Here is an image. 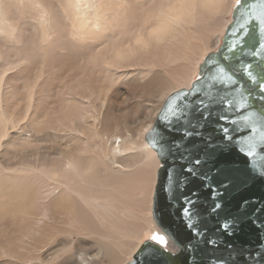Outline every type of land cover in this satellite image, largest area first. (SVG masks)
Here are the masks:
<instances>
[{
    "label": "bare ground",
    "instance_id": "1",
    "mask_svg": "<svg viewBox=\"0 0 264 264\" xmlns=\"http://www.w3.org/2000/svg\"><path fill=\"white\" fill-rule=\"evenodd\" d=\"M232 3L228 0L223 6L230 16ZM64 5L78 20L80 14L94 13L98 25L108 28L101 24L107 8L104 0H0V21L12 29L6 36L12 43L9 56L5 58L4 53L5 60L0 57L5 61L0 65V145L7 135L13 137L20 152L41 140L42 134L49 143L40 149L41 156L35 155V163L27 161L9 169V162L6 168L0 166V264H102L97 261L98 254L109 257L108 264H126L133 261L134 252L144 241L163 235L150 215L155 171L160 163L144 136L166 98L191 87L199 64L209 53L206 51L220 45L230 22L208 21L209 28L195 33L182 27V6L176 8L182 18H176L172 10H161L162 3L150 4L149 9L157 15L156 29H104L102 42H87L80 29H56L60 22L56 11L63 10ZM31 6L41 18L36 25L47 27L46 39L57 38L58 33L76 38L81 42L77 47L80 51L70 53L72 42L66 43L68 46H43L47 43L44 36L39 40L41 46L34 44L32 49L36 39L30 38V42L24 36L27 32L23 37L17 35L20 29L15 30L24 21H18V11ZM141 8L138 5L137 10ZM63 17L68 18L62 12ZM76 25L70 20V26ZM27 61L31 65L26 74L22 68ZM52 67L59 71L57 81L46 82ZM15 82L18 85L12 84ZM49 90L54 92L49 94ZM23 91L28 94L25 98L19 97ZM138 95L147 96L142 112L135 100ZM14 97L19 100L14 103L17 107L12 104ZM125 110L142 115L141 125L134 124L133 138L126 135L128 121L118 116ZM112 122L119 127L114 135L108 134ZM28 133L32 135L28 137ZM96 139L99 141L93 144ZM39 203L40 208L36 207ZM59 236L63 238L57 248L52 243ZM84 247L97 248L98 252H74ZM164 247L171 249L168 243Z\"/></svg>",
    "mask_w": 264,
    "mask_h": 264
},
{
    "label": "water",
    "instance_id": "2",
    "mask_svg": "<svg viewBox=\"0 0 264 264\" xmlns=\"http://www.w3.org/2000/svg\"><path fill=\"white\" fill-rule=\"evenodd\" d=\"M250 2L258 5L260 0ZM234 9L235 5L219 47L198 66L197 77L202 79L196 78L189 89L178 90L176 103L180 107L190 110L203 102L211 109L206 124H193L192 130L198 135L187 141L197 145L194 156H199L200 164L190 163L187 156L180 159L174 149L169 151L172 141L185 142L180 129L187 121L182 117L177 131H164L168 121L158 117L165 102L144 137L160 163L152 195V219L171 249L148 239L126 264H264V211H254L264 209V172L254 167L264 157V141L259 139L264 133V101L257 90V83L264 78V31L258 18L253 20L248 13ZM220 68L226 73L223 81L216 71ZM190 89L191 95L185 99ZM229 101H236L240 107ZM246 116L255 122V130L244 126ZM154 128L163 132V147L153 146L150 134ZM249 140L256 142L253 157L240 151ZM228 224L234 227L226 233L221 225ZM209 240L213 243H207ZM224 245L231 247L225 249Z\"/></svg>",
    "mask_w": 264,
    "mask_h": 264
},
{
    "label": "rangeland",
    "instance_id": "3",
    "mask_svg": "<svg viewBox=\"0 0 264 264\" xmlns=\"http://www.w3.org/2000/svg\"><path fill=\"white\" fill-rule=\"evenodd\" d=\"M13 1V0H12ZM156 1L158 2V3H156ZM227 1L228 0H216V4L214 3V0H211V2L210 1H207V0H205V1H203V0H104V2L107 4V6H105V7H107L106 8V10L104 11V13H103V15H102V18H103V20H101V24H103V25H106V26H108V28H104V29H143V28H145V29H156V24H158L157 22H156V20H157V15H156V13H154V12H152V9H149V7L151 8V6L153 5V4H155V5H158L159 3L161 4H163V10H164V12L165 11H171V12H173V15L176 17V18H182V17H179L178 15H177V11H176V8H181V6H182V9H183V11H184V15L185 16H183V18L180 20V22H181V24H182V27H183V29H186V28H188L189 29V31H193V32H198V30L199 31H201L202 29H204V28H209L211 25L210 24H216V23H218V22H227V21H229L230 20V13H226L224 10V7H226V5H227ZM139 2V3H138ZM148 2V3H147ZM167 3V4H166ZM170 3V4H169ZM182 3V4H181ZM145 4H148V5H146L145 6ZM150 4H152L151 6H150ZM235 4V0H233V3H232V6ZM138 5H141L142 6V8H141V10H137V8H138ZM166 5V6H165ZM203 6V7H200V6ZM185 6H187V7H185ZM224 6V7H223ZM23 7V6H22ZM64 7V9L63 10H60V11H62L63 13H65L66 15H67V17L68 18H61V14H62V12H60V11H56V13H57V16H56V19L57 20H59L60 22L58 23V26H57V28L56 29H80L79 30V32H81V35H82V37L83 38H88L87 39V42H94V41H98V42H102L103 41V39H104V37H105V32H103L104 31V29L102 28V25H98V22H97V20H98V16L97 15H95L94 13H88V14H80L79 15V19L80 20H78L76 17H75V14L73 13V12H70V11H68V10H66L65 9V5L63 6ZM217 7V8H216ZM31 8H33V6H31L30 8H29V10L27 9V10H25L24 9V11L23 10H21V11H18V15L20 16V20H18L20 23H21V21H23V23H21V25H18V29H15V30H19L20 29V33H19V31H18V33L19 34H17V35H21V36H23L24 35V32L26 33L27 32V34H29V35H24V36H28L27 38L29 39V41L30 42H32L31 40L34 38V39H36V40H34V42H32L33 43V47H32V49L34 48V46L35 45H38V46H41V41H39V40H42V38H40V37H43L44 35H46V32H47V27H45V26H43V24L41 25V23H38L37 25H36V20L38 21V20H41V18L39 17V13H38V11L36 12L35 11V8H34V10H30ZM148 8V9H147ZM218 9V10H217ZM143 10V11H142ZM203 10V11H202ZM223 10V11H222ZM32 11V12H31ZM141 11V12H140ZM145 11V12H144ZM147 11H148V13H147ZM211 11V12H210ZM146 13V14H143V13ZM209 12V13H208ZM28 15H27V14ZM38 15H37V14ZM140 13H142V15L140 14ZM121 14V15H120ZM131 14V15H130ZM136 14V15H135ZM120 15V16H119ZM31 16V17H30ZM36 16V17H35ZM38 16V17H37ZM135 16H136V18H135ZM141 19H139L138 17ZM143 16V17H142ZM151 16V17H150ZM28 17V18H27ZM146 17V18H145ZM214 17V18H213ZM17 18H18V16H17ZM32 18H34L35 19V21H33V19ZM106 18V19H105ZM22 19V20H21ZM70 20L72 21V22H74V23H76L77 25H76V28H74L73 26H70ZM135 20V21H134ZM195 20V21H194ZM28 21V22H27ZM103 21V22H102ZM128 21V22H127ZM208 21H209V23H208ZM210 21H212V22H210ZM32 22L35 24H32ZM135 22H136V24H138V25H135ZM144 22V23H143ZM204 22H207V24L206 23H204ZM213 22H215V23H213ZM127 23V24H126ZM130 23V24H129ZM24 24V25H23ZM30 24V25H29ZM68 24V25H67ZM109 24V25H108ZM142 26H141V25ZM146 24H147V26H146ZM8 24H6V26L0 21V31H2L1 33H0V43L1 42H4V41H6V42H4V43H1L0 44V48L1 49H5L4 51H3V53H1L0 55V57H2V54H4L5 55V58L7 57V55L9 56V51H8V47H10V46H12V43L9 41H7V35H10L11 33H12V29H10L9 28V25L7 26ZM61 25V26H60ZM98 25V26H97ZM115 25V26H114ZM190 25V26H189ZM26 26V27H25ZM34 26V27H33ZM35 26H36V28H35ZM96 26V27H95ZM122 26V27H121ZM203 27V28H201V27ZM206 26V27H205ZM23 27L24 28H26V31L23 29ZM31 27V28H30ZM98 27H101V28H98ZM129 27V28H128ZM29 28V29H28ZM97 28L98 29H100V31L98 30L97 31ZM168 28H170V27H168ZM168 28H166V29H168ZM22 29H23V32H21L22 31ZM187 29V30H188ZM17 32V31H16ZM39 34V35H38ZM23 36V37H24ZM57 38H52L50 41L48 40V39H46L45 38V36H44V38L46 39V44L44 43L43 44V46H45V45H49V46H51V47H53V46H56V45H64V46H68L66 43H70V42H72V51L70 52L71 54H74V53H76V52H79L80 51V49H77V47L80 45V40H78V41H76V38H73V39H70L69 37L70 36H63L61 33H58V34H56L55 35ZM6 37V38H5ZM25 37V38H26ZM38 37V38H37ZM30 38H31V40H30ZM6 39V40H5ZM9 39H11V38H9ZM69 39V40H68ZM48 40V41H47ZM64 40H65V43H64ZM13 41V40H12ZM39 41V42H38ZM63 41V42H62ZM74 41V42H73ZM37 42V43H36ZM13 43H15V41H13ZM39 43H40V45H39ZM196 43V42H195ZM7 44V45H6ZM10 44V45H9ZM35 44V45H34ZM54 44H56V45H54ZM100 43H97V45H99ZM4 45H5V47H4ZM17 46L16 45V43L15 44H13V46ZM219 45V44H218ZM218 45H216V46H213V47H211L210 46V49H208L206 52H212V51H214V50H216V48L218 47ZM29 46H31V44H28V47ZM82 47H85L86 45H81ZM103 46H105V44H103V45H101L100 47H99V49L100 48H102ZM0 49V50H1ZM64 51V50H63ZM4 58V56L2 57V59ZM5 58L3 59V60H5ZM69 58H73V56H69ZM2 59H0V65H2L3 66V64L1 63V62H4L5 63V61H3ZM36 60H38V59H36ZM38 62V61H37ZM31 64L27 61V62H25V64H24V66H23V68L22 69H24V71H25V73L27 72L28 73V71L27 70H29L28 68H29V66H30ZM2 66H0V68L2 67ZM21 69V70H22ZM52 69H53V72H51L50 73V75H48V78L49 79H47V81L46 82H50V83H52V81H57L56 79H55V77H57L58 75H59V71L55 68V67H52ZM1 70V69H0ZM18 71H16L15 72V74L17 73ZM26 73V74H27ZM0 74H1V72H0ZM13 73H10L9 74V76L10 75H12ZM8 75V74H7ZM25 75V74H24ZM92 75V74H91ZM8 76V77H9ZM196 79V74H195V76H194V78H193V80H195ZM12 84H14V85H18V83L17 82H15V83H12ZM19 84L21 85L22 84V82H19ZM22 86V85H21ZM6 85H4V94H7V91H5L6 89ZM54 91L53 90H49L48 91V93L49 94H52ZM25 92L23 91V92H21L20 94H19V97L21 96V98H25V97H27L28 96V94H27V96H25V94H24ZM11 95V94H10ZM152 94H150V95H148V96H151ZM154 95V94H153ZM20 98V99H21ZM27 99V98H26ZM15 100H16V104H18V102L17 101H19V100H17V99H15V97L12 99V104H13V106H15V107H17V105L16 104H14L15 103ZM22 100V99H21ZM135 100L137 101V102H139L140 103V106H139V108L141 109V112L143 111V109H144V105H146V100H147V96L146 95H144V96H141V95H138V97H136L135 98ZM22 102H24L25 103V101L24 100H22ZM21 102V103H22ZM9 103V102H8ZM11 103H9V105H11ZM20 104V106H19V109H24V107H25V104ZM118 108H119V106H117ZM21 109V110H22ZM94 110H97L96 108L94 109ZM120 118H123V121L124 122H126V121H128V123H129V127H128V133L126 134L127 136H130V137H132L133 138V135H134V133H135V125L134 124H136L138 127L141 125V121H142V115L141 114H139V113H137L136 115H133V114H131L128 110H125V111H123L121 114H119L118 115ZM139 119V120H138ZM156 119V118H155ZM122 121V120H121ZM136 121V122H135ZM155 121V120H154ZM89 121H87V123H88ZM113 123V122H112ZM110 124V126H109V128H108V134H117L118 133V130H119V127L115 124L114 125V123L113 124ZM132 124H133V126H132ZM111 128H113V129H111ZM99 131H101V129L99 130ZM32 132V131H31ZM28 135V137H30V135H32V133L31 134H27ZM26 135V136H27ZM44 134H42V135H40L39 136V139H41V140H39L38 142H34L33 144L35 145H31V146H29V148H27L26 150H21V152L19 151V149L20 148H17V146L14 144L15 142H14V140L12 139L13 137H11L10 135H7V137H6V139H2L1 141H4V142H1L2 143V146L0 145V166L3 164L4 166H5V168L9 165V164H11V166H8L6 169H9V168H13V166L15 165V166H17V165H19V164H25V162L27 163V161L28 162H36V160H35V158H36V154H38V155H40L41 156V153H42V148L43 147H45L46 145L45 144H49L48 142H46L44 139H45V137L43 136ZM124 136V135H123ZM44 137V138H43ZM49 137V138H48ZM47 138L49 139V140H55L56 141V144H58V140H56V139H54V138H51V136H48ZM145 137V136H144ZM8 138V139H7ZM10 139V140H9ZM43 139V140H42ZM7 140V141H6ZM11 140H13V141H11ZM99 141V139H96V140H94V141H92V143L93 144H95L96 142H98ZM7 142V143H6ZM12 142V143H11ZM6 143V144H5ZM8 143L9 144H11V146L10 147H8L7 148V145H8ZM37 143H39L40 145H38L37 146ZM4 145H6L5 146V148H4ZM41 145H42V147H41ZM9 146V145H8ZM13 146V147H12ZM16 146V147H15ZM39 148V149H38ZM6 149H7V151H6ZM14 149H18V151H16L15 150V152L13 151ZM30 149H31V151H32V153H31V151H30ZM40 149H42V150H40ZM29 150V151H28ZM3 151V152H2ZM11 152H13L14 153V155H13V153H11ZM25 152V153H24ZM34 152V153H33ZM20 153H22V154H20ZM1 154H4V156L3 155H1ZM12 154V155H11ZM20 154V155H19ZM29 154V155H28ZM6 155H8V156H6ZM25 155H26V157H25ZM5 156L7 157V158H5ZM17 156H18V158H17ZM32 156V157H31ZM2 157H4L3 158V160H1L2 159ZM17 159H16V158ZM21 157V158H20ZM27 158V159H26ZM8 159V160H7ZM19 159V160H18ZM29 159V160H28ZM18 160V161H17ZM25 160V161H24ZM1 162H3V163H1ZM7 162H9L8 164H7V166H6V163ZM1 170V169H0ZM1 173V172H0ZM2 174V173H1ZM157 174V169H156V171H155V175ZM1 176V175H0ZM155 181H156V178H155ZM155 181H154V186H155ZM154 186H153V189H154ZM152 193H153V191H152ZM37 195H38V193H37ZM152 196V195H151ZM39 197V196H38ZM40 205H41V203H39V204H37L36 205V207H38V208H40ZM151 209V208H150ZM150 215H151V210H150ZM146 237H147V235L146 236H144V237H141V239L138 241V243L139 244H141L144 240H146ZM62 238L63 237H61V236H59V238L55 241H53V243H52V245H54V247H59L58 246V244H60L61 242H62ZM68 239V238H67ZM72 239L73 240H75L76 239V237L75 236H73L72 237ZM60 242V243H59ZM137 243V244H138ZM76 251H80L81 253H86L87 255H92V253H94L95 251L96 252H98L97 251V248H89V247H84V248H80L79 250H75L74 252H76ZM34 257H36V255L34 256ZM33 257V258H34ZM97 261L98 262H100V263H102V264H108L109 263V261H110V258L109 257H106V256H104L103 254H98V259H97Z\"/></svg>",
    "mask_w": 264,
    "mask_h": 264
},
{
    "label": "snow or ice",
    "instance_id": "4",
    "mask_svg": "<svg viewBox=\"0 0 264 264\" xmlns=\"http://www.w3.org/2000/svg\"><path fill=\"white\" fill-rule=\"evenodd\" d=\"M200 7H203L202 5ZM163 11V9H161ZM234 12H245L248 13L249 17L253 20L259 19L261 31H264V0H260V3L258 5H254L250 2V0H235V9ZM205 63H208V61H205ZM217 75L221 78L223 81L224 76L226 75L225 70L223 68L217 69ZM261 74L264 76V68L261 69ZM198 80L202 79V77L198 76ZM228 79L231 80V76H228ZM255 82V81H253ZM257 90L261 94L260 99L264 101V78H262L257 83ZM191 89L185 93L184 98L187 99V96L191 95ZM251 95V94H249ZM179 96V91L176 94L170 95L166 98L165 104L161 109V112L159 114L158 119H161L163 121H168L167 125L165 126L164 131H167L171 129L172 131H177L176 125L181 124V118L183 117V120L187 121L186 126H182L180 129L182 131V139L185 141L184 143H179L176 141H172L171 144H169V151L175 150V152L179 155L180 159H184L185 156L189 158V162L193 163L195 165L200 164V158L199 156H194V153L197 152L199 149L197 148L196 144H188L187 141L190 140L194 135H198L197 132L192 130V126L195 123L196 126H203L201 124V121L204 122V124L207 123L208 116H211V109L209 105L204 104L203 102L198 103L195 105L194 108L190 110H186V106L184 108L180 107L176 100ZM211 99V97H210ZM235 108H239L240 104L236 101H229ZM244 103H247V100H244ZM221 106H224V102H221ZM207 113V116L205 115ZM172 117L170 119L169 117ZM223 117H218L219 119H222ZM244 126L247 127L251 125L253 129L255 130V122L252 121V118L249 116H246L244 118ZM223 131V129H220ZM234 131H238L237 129H234ZM150 139L153 142V146L155 147L157 144H159L161 147L164 146V137L163 132H158L157 129H153L152 133L150 134ZM259 139L261 141H264V133H261ZM205 148L208 146L207 143H205ZM256 142L253 140L246 141L244 144V147L240 148V151L243 152L247 157H253L256 155ZM254 167L259 169L260 171L264 172V157H261L259 161H256L254 164ZM194 174L199 175L198 172L195 171V169L192 170ZM189 203H191V200H189ZM254 211H264V209H254ZM234 225L228 224V225H221V228L227 233L233 231ZM152 240L156 242V244L160 246L167 245V241L165 239L164 235H153ZM207 243L211 244L213 243L211 240L207 241ZM225 249L230 248V245H224ZM153 251L159 252V249H154ZM162 254V253H161ZM231 255V253H229ZM264 258V257H262ZM217 260H223V257H217ZM224 264H227V261H224Z\"/></svg>",
    "mask_w": 264,
    "mask_h": 264
}]
</instances>
